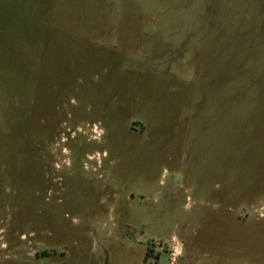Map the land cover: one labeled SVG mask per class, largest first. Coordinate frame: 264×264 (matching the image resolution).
Returning <instances> with one entry per match:
<instances>
[{
	"label": "rangeland",
	"instance_id": "374dc122",
	"mask_svg": "<svg viewBox=\"0 0 264 264\" xmlns=\"http://www.w3.org/2000/svg\"><path fill=\"white\" fill-rule=\"evenodd\" d=\"M0 264H264V0H0Z\"/></svg>",
	"mask_w": 264,
	"mask_h": 264
}]
</instances>
